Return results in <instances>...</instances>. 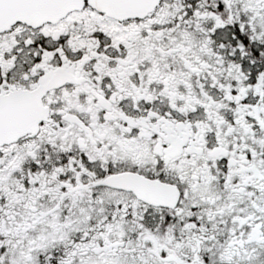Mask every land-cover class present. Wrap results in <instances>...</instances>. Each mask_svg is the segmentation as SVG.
<instances>
[{"label":"snow or ice","instance_id":"snow-or-ice-1","mask_svg":"<svg viewBox=\"0 0 264 264\" xmlns=\"http://www.w3.org/2000/svg\"><path fill=\"white\" fill-rule=\"evenodd\" d=\"M0 264H264V0H0Z\"/></svg>","mask_w":264,"mask_h":264}]
</instances>
